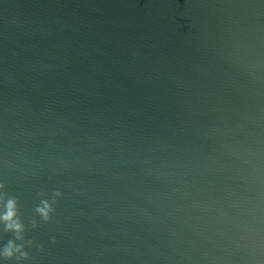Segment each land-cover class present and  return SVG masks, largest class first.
Instances as JSON below:
<instances>
[{
    "label": "water",
    "instance_id": "1",
    "mask_svg": "<svg viewBox=\"0 0 264 264\" xmlns=\"http://www.w3.org/2000/svg\"><path fill=\"white\" fill-rule=\"evenodd\" d=\"M0 184V264H264V0H0Z\"/></svg>",
    "mask_w": 264,
    "mask_h": 264
},
{
    "label": "clouds",
    "instance_id": "2",
    "mask_svg": "<svg viewBox=\"0 0 264 264\" xmlns=\"http://www.w3.org/2000/svg\"><path fill=\"white\" fill-rule=\"evenodd\" d=\"M0 188L3 185L0 184ZM54 195L59 196L61 193L57 191ZM55 203V201H53ZM35 211L42 217V219L47 222L52 219V213L55 212L52 204L47 200H42L40 205H38ZM0 222L4 224V231L12 233L14 239H9L4 245L2 250H0V257L4 260L15 259L17 261L29 259V253L25 250V224L20 218V212L18 207V201L15 197H7L4 202L3 210L0 211ZM32 226L37 227V222L32 221ZM17 241H22V243H17ZM29 243H35L34 241H28ZM52 242L55 243V237H52ZM43 247L42 245L40 246Z\"/></svg>",
    "mask_w": 264,
    "mask_h": 264
}]
</instances>
